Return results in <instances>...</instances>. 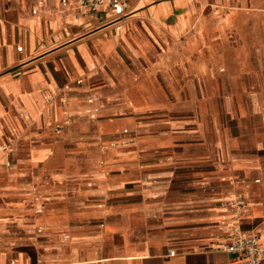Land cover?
I'll return each mask as SVG.
<instances>
[{"label":"crops","instance_id":"0c3cea01","mask_svg":"<svg viewBox=\"0 0 264 264\" xmlns=\"http://www.w3.org/2000/svg\"><path fill=\"white\" fill-rule=\"evenodd\" d=\"M73 17L0 0V264H241L226 233L264 243V0Z\"/></svg>","mask_w":264,"mask_h":264},{"label":"built area","instance_id":"2783aa9c","mask_svg":"<svg viewBox=\"0 0 264 264\" xmlns=\"http://www.w3.org/2000/svg\"><path fill=\"white\" fill-rule=\"evenodd\" d=\"M36 2L37 0H32ZM61 9L70 12L74 16L75 23H80L83 19L101 20L106 14L113 15L116 19H123L127 16L131 0H59ZM37 10H33V15H37ZM82 81H77L81 84ZM89 108L85 111V116L90 119H97L100 114V107L97 104L96 96L88 98ZM69 116V119H72ZM127 133V131H125ZM125 142V141H124ZM3 150H11L9 146H3ZM248 199L240 192L236 193L231 200V208L241 216L246 210ZM227 244L224 251L237 258L241 264H264V243L257 235H249L241 230H232L226 233ZM16 264V262H11Z\"/></svg>","mask_w":264,"mask_h":264},{"label":"rangeland","instance_id":"374dc122","mask_svg":"<svg viewBox=\"0 0 264 264\" xmlns=\"http://www.w3.org/2000/svg\"><path fill=\"white\" fill-rule=\"evenodd\" d=\"M125 131H127V133H125ZM122 135H127L128 134V129H122ZM125 143H128V141L126 140ZM115 145H117V143H113Z\"/></svg>","mask_w":264,"mask_h":264}]
</instances>
